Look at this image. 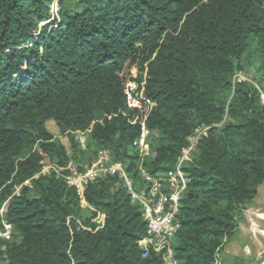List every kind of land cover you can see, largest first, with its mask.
I'll list each match as a JSON object with an SVG mask.
<instances>
[{
    "label": "trees",
    "instance_id": "obj_1",
    "mask_svg": "<svg viewBox=\"0 0 264 264\" xmlns=\"http://www.w3.org/2000/svg\"><path fill=\"white\" fill-rule=\"evenodd\" d=\"M53 1L0 0V209L18 237L0 239V264H162L143 256L146 222L117 175L86 183L83 208L42 170L108 151L142 188L140 167L174 169L200 127L172 249L177 264H223L264 185V0H56L55 13ZM132 69L153 102L145 159L123 94ZM89 128L83 150L74 134Z\"/></svg>",
    "mask_w": 264,
    "mask_h": 264
},
{
    "label": "built area",
    "instance_id": "obj_2",
    "mask_svg": "<svg viewBox=\"0 0 264 264\" xmlns=\"http://www.w3.org/2000/svg\"><path fill=\"white\" fill-rule=\"evenodd\" d=\"M131 74L132 79L127 80L123 89L126 106L133 112L132 116L128 115L127 121L131 125H138L139 135L132 145L137 149L140 157L145 159L153 155L150 151L151 131L146 126V120L153 108V102L144 94V82L137 83L134 80L136 75L132 71ZM122 115L124 116L123 113ZM115 116L116 114L104 115L103 118L97 119L94 124H102L103 120L109 121ZM90 129L74 134L75 139L83 150L85 149L86 137ZM208 130L209 127H200L189 137L188 145L183 149L174 169L166 173L150 174L140 167L141 181L143 182L142 188H135L132 185L125 174L123 166L120 163L113 162L108 151L98 152V158L93 168H85L84 171H79L77 174L72 161L64 169H57L52 166L50 170H53L58 177L62 178L69 187L76 189L83 201L86 183L106 175H117L122 179L131 202L140 207L142 218L146 222L147 235L138 242V246L143 249V256H147L151 250L160 256L162 264H177L172 249V240L180 226L178 221L180 200L189 181L183 167L185 163L190 162L191 155L199 140L206 136ZM43 170L42 174H45ZM18 191L19 188L15 190V193ZM6 205L7 202L0 209L1 231L2 228H11L2 219ZM96 214L102 217L101 224L95 223L98 229L103 226L104 215ZM1 235H3L2 232H0Z\"/></svg>",
    "mask_w": 264,
    "mask_h": 264
},
{
    "label": "rangeland",
    "instance_id": "obj_3",
    "mask_svg": "<svg viewBox=\"0 0 264 264\" xmlns=\"http://www.w3.org/2000/svg\"><path fill=\"white\" fill-rule=\"evenodd\" d=\"M55 2L56 0L53 1V4L51 6V11L53 13H55L56 11ZM132 73L136 75L135 69H132ZM253 77H254V72L251 67H247L245 73L239 76L240 79L246 80L249 82H253ZM46 128L56 138L60 139L62 143L69 150L67 138L65 136L59 135L58 130L56 129L53 123H50V121L47 122ZM97 158H98V153H96V155H93L91 153H86L83 156H79L77 161L72 160V164L75 167V173L77 174L79 173V171H82V170L84 171L85 168L92 169L97 161ZM51 168H52V165L49 162L45 161L43 172L46 173ZM81 206L83 208L86 207V203L83 200H81ZM261 212L264 214V185H262L259 188L258 194L252 201L250 208L244 212L245 222L242 225L238 234L233 238V240L227 247L225 254L223 256V264H234V261H233L234 258H232L233 253L235 252L238 253V249L242 248L244 245H247V246L249 245V239H250L249 232L250 231H252L253 234L258 233V235L261 238L262 250H264V219L262 220V218L259 217V214H261ZM91 219L94 223H97V224L102 223V217L99 214H95ZM0 232H2L3 234L0 236V239L14 241V242L18 241V237L13 233L11 228L10 229L2 228V231L0 230ZM242 261L243 263L248 264L250 259L244 258L243 260H239L240 263L239 262L237 263L242 264L241 263ZM1 264H6V262L2 261Z\"/></svg>",
    "mask_w": 264,
    "mask_h": 264
},
{
    "label": "crops",
    "instance_id": "obj_4",
    "mask_svg": "<svg viewBox=\"0 0 264 264\" xmlns=\"http://www.w3.org/2000/svg\"><path fill=\"white\" fill-rule=\"evenodd\" d=\"M263 215L264 214L262 212L261 214H259V217H261L262 220L264 219ZM244 222H245V218H244ZM243 224L240 225L239 231ZM249 234H250L249 245L248 246L244 245L242 248L238 249V253L236 252L233 253L232 258H238L239 260H243L244 258H249L250 261L248 262V264H263L264 250H262L261 238L258 235V233L253 234L252 231H250Z\"/></svg>",
    "mask_w": 264,
    "mask_h": 264
},
{
    "label": "bare ground",
    "instance_id": "obj_5",
    "mask_svg": "<svg viewBox=\"0 0 264 264\" xmlns=\"http://www.w3.org/2000/svg\"><path fill=\"white\" fill-rule=\"evenodd\" d=\"M250 230V229H249Z\"/></svg>",
    "mask_w": 264,
    "mask_h": 264
},
{
    "label": "water",
    "instance_id": "obj_6",
    "mask_svg": "<svg viewBox=\"0 0 264 264\" xmlns=\"http://www.w3.org/2000/svg\"><path fill=\"white\" fill-rule=\"evenodd\" d=\"M264 264V263H263Z\"/></svg>",
    "mask_w": 264,
    "mask_h": 264
}]
</instances>
